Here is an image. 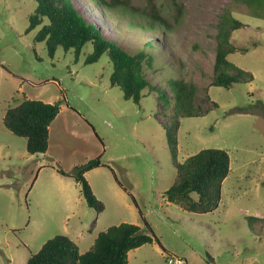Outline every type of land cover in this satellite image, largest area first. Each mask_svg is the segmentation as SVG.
I'll return each instance as SVG.
<instances>
[{
    "label": "rangeland",
    "instance_id": "374dc122",
    "mask_svg": "<svg viewBox=\"0 0 264 264\" xmlns=\"http://www.w3.org/2000/svg\"><path fill=\"white\" fill-rule=\"evenodd\" d=\"M151 4L168 26L155 30V62L146 75L160 87L170 78L195 84L202 115L176 118L172 104L164 116L157 93L149 90L140 104L126 100L111 85L107 56L85 64L91 43L77 61L62 47L51 58L46 43L35 40L44 24L27 31L36 0H0V264H27L30 253L57 235L69 236L86 253L100 232L123 222L160 239L131 250L129 264H264V0H129L140 16L131 25L129 18L108 14L105 34L137 52L153 35L142 28ZM222 19L236 48L228 60L254 75L231 88L214 85ZM232 19L241 25L231 26ZM61 90L103 143L94 133L90 142L57 130L53 137L64 145L63 158L49 150L31 155L26 138L5 125L6 110L24 98L55 102ZM175 121L180 162L207 148L230 156L231 172L214 212H190L168 200L177 169L167 126ZM97 156L105 166L86 176L105 204L102 212L87 205L72 176L59 173H73Z\"/></svg>",
    "mask_w": 264,
    "mask_h": 264
},
{
    "label": "trees",
    "instance_id": "16d2710c",
    "mask_svg": "<svg viewBox=\"0 0 264 264\" xmlns=\"http://www.w3.org/2000/svg\"><path fill=\"white\" fill-rule=\"evenodd\" d=\"M247 1L254 4L259 0ZM36 2L37 8L35 13L30 15L27 31L35 30L44 24L35 40L46 43L51 58H54L57 49L62 47L66 52H73L77 61L85 45L91 43L93 51L87 55L85 64L97 63L101 57L107 56L113 68L111 85L119 87L126 100L140 104L145 91L149 90L157 93L158 104L164 116L170 111L172 104L176 118L204 114L201 108L195 105L198 91L195 84L180 78H170L166 87H160L151 82L146 75V69L155 62L152 49L159 40L155 30L168 26L167 20L155 6L151 4L150 14L146 17L148 26L142 25L143 29L152 32L153 35L133 53L117 36L109 37L105 34L103 22L108 14L113 13L120 20L129 18L128 23L133 25L134 19L140 15L129 6V0H36ZM77 2L82 5L83 10L77 6ZM149 2L152 3V0ZM224 21L222 19L219 25L214 85L231 88L237 82L253 81L254 75L228 60V56L234 53L236 48L230 42L231 31L225 26ZM229 24L238 27L241 22L232 19ZM115 30L120 37H124L121 29ZM130 33L133 34V30ZM0 65L4 67L3 64ZM61 93L63 97L53 103L24 98L17 105L7 108L5 125L16 136L26 138L29 154L39 155L48 151L50 127L63 104L71 111L79 113L67 103L64 90H61ZM13 100L18 101L16 97H13ZM89 125L103 143L94 127ZM178 129L179 121L169 123L167 126L169 148L177 169L175 182L166 192L168 200L180 204L190 212H214L221 204L223 183L231 172L230 156L226 150L207 148L190 156L185 162H180L177 158ZM102 166H105V163L97 156L77 165L73 173L59 170L62 175L72 176L76 180L87 205L98 212L104 211L105 204L94 193L86 173ZM146 225L148 226L147 223ZM155 240L160 243L158 237L153 233H146L140 225L123 222L100 232L93 247L86 253H81L78 245L69 236L57 235L49 239L38 252L30 253L27 264H129L131 250L153 243Z\"/></svg>",
    "mask_w": 264,
    "mask_h": 264
},
{
    "label": "crops",
    "instance_id": "0c3cea01",
    "mask_svg": "<svg viewBox=\"0 0 264 264\" xmlns=\"http://www.w3.org/2000/svg\"><path fill=\"white\" fill-rule=\"evenodd\" d=\"M37 99H41L45 102H52V101H48L47 99H44L43 97H41V98L39 97ZM58 99H59V97H56V100H58ZM76 121H81V125H80V122H76ZM72 123L73 124L78 123V126L74 127L75 128L74 130H72V126H71ZM82 123H84V124L82 125ZM89 124L90 123L86 122V119L81 115L80 112L79 113L73 112L68 108V106L66 104H63L61 106V110H60L59 115L57 116V118L55 119V121L52 123V125L50 127V145H49V149H48L49 155L55 156L57 158H63L62 154H63V150L65 149L64 145L60 139L53 137L54 132L57 130L64 131V132L68 133L70 136H72L73 138L86 139V140L89 139L91 142L92 137L90 135H94L95 132ZM87 127H90L92 129L93 132H91V134H89ZM95 136H96V134H95ZM76 166H75V168H76ZM60 175H61V173H60ZM69 179H73V178L70 177ZM118 191L119 190L117 189L116 192H118Z\"/></svg>",
    "mask_w": 264,
    "mask_h": 264
}]
</instances>
